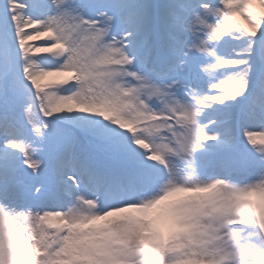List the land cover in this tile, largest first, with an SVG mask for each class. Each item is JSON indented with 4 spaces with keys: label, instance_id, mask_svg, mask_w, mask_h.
Wrapping results in <instances>:
<instances>
[{
    "label": "snow or ice",
    "instance_id": "1",
    "mask_svg": "<svg viewBox=\"0 0 264 264\" xmlns=\"http://www.w3.org/2000/svg\"><path fill=\"white\" fill-rule=\"evenodd\" d=\"M0 264H264V0H0Z\"/></svg>",
    "mask_w": 264,
    "mask_h": 264
},
{
    "label": "bare ground",
    "instance_id": "2",
    "mask_svg": "<svg viewBox=\"0 0 264 264\" xmlns=\"http://www.w3.org/2000/svg\"><path fill=\"white\" fill-rule=\"evenodd\" d=\"M42 43V41H38L37 44Z\"/></svg>",
    "mask_w": 264,
    "mask_h": 264
},
{
    "label": "rangeland",
    "instance_id": "3",
    "mask_svg": "<svg viewBox=\"0 0 264 264\" xmlns=\"http://www.w3.org/2000/svg\"><path fill=\"white\" fill-rule=\"evenodd\" d=\"M37 42H38V41H37ZM37 42H36V43H37Z\"/></svg>",
    "mask_w": 264,
    "mask_h": 264
}]
</instances>
